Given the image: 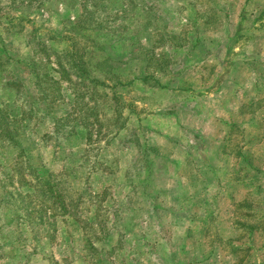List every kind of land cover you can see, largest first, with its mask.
I'll return each instance as SVG.
<instances>
[{"label": "rangeland", "instance_id": "374dc122", "mask_svg": "<svg viewBox=\"0 0 264 264\" xmlns=\"http://www.w3.org/2000/svg\"><path fill=\"white\" fill-rule=\"evenodd\" d=\"M103 3L125 78L74 89L81 1L0 0V264H264V0Z\"/></svg>", "mask_w": 264, "mask_h": 264}, {"label": "trees", "instance_id": "16d2710c", "mask_svg": "<svg viewBox=\"0 0 264 264\" xmlns=\"http://www.w3.org/2000/svg\"><path fill=\"white\" fill-rule=\"evenodd\" d=\"M81 1V10L82 12H78V17L76 16L75 22L78 28L87 29V25L91 23L90 30L96 29V37L97 40L94 42L97 49L105 50L108 55L104 54V57L95 65V67H85L84 60L82 59V54L79 52L81 50V47H78V53L71 52L70 49L65 50V52L61 53L63 55H60L61 57L65 58L64 61L57 59L54 60V64L57 66L59 70V77L64 78L67 83H70L74 89H76L77 86H85V89H90L89 86L100 84L102 85H116L122 82V79L125 78L122 74L117 72V67L113 65V61L116 59L117 56H115L111 51L113 50V45L110 46V50L107 49L106 42L104 41V36L109 33L110 26L106 24L108 21L106 20L105 13L101 11L99 8H97V5L101 6L102 9L106 10V7L108 6V3H103V0H80ZM25 2V1H23ZM27 2V1H26ZM97 4V5H96ZM96 5V7H93ZM101 11L102 13L96 14V12ZM110 14L111 16L114 15ZM109 15V14H108ZM146 18H149L146 15ZM109 20V18H108ZM136 26V25H135ZM239 31L240 27L237 28ZM102 38V39H101ZM236 38V37H235ZM98 39L101 40V42H97ZM229 43V41H227ZM226 43V44H227ZM81 44V43H79ZM112 49V50H111ZM59 56V55H58ZM70 58V61L67 58ZM48 59V57H46ZM67 59V60H66ZM93 69L96 70V72H93ZM41 82H39V85H42L43 80H49L48 84L54 85L55 89L60 88V78L54 79L52 76H44L39 78ZM132 79H129L131 81ZM68 88V87H67ZM1 110V109H0ZM20 116V114H19ZM85 119L86 118H82ZM96 122V121H91ZM17 143V142H12ZM252 157L246 156V162L250 163L249 166L252 167V170H245V175H252L256 170H262V175L257 174V177L262 176L264 186V167H260V169H257L255 167L256 165L251 163ZM255 161V160H254ZM253 162V161H252ZM260 172V171H257ZM247 173V174H246ZM249 173V174H248ZM42 184H46L47 186H50L48 180L47 181H41ZM261 186L262 188H264ZM38 187V185H37ZM249 213H245L244 215H247ZM253 216V215H250ZM255 220V219H254ZM262 222L264 224V217L262 218ZM255 223H261L260 219H256L254 221V224L245 223L244 221L240 222L239 220L235 221L236 227L241 228L244 231H247L248 234H251L254 229H257ZM226 244H229V253L227 256L231 258L230 264H243V261L241 258H236L237 254H234L236 251H245L249 248H251L250 245L243 246V245H234L232 243V239H227L225 242Z\"/></svg>", "mask_w": 264, "mask_h": 264}]
</instances>
